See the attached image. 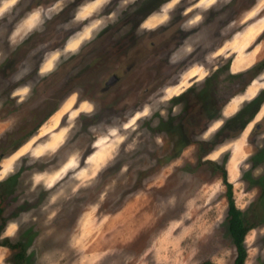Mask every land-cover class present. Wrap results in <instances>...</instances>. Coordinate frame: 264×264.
<instances>
[{
  "label": "rangeland",
  "instance_id": "rangeland-1",
  "mask_svg": "<svg viewBox=\"0 0 264 264\" xmlns=\"http://www.w3.org/2000/svg\"><path fill=\"white\" fill-rule=\"evenodd\" d=\"M74 1L0 0V65L23 57L19 48L35 36L26 68L40 61L36 78L45 80L11 87L13 79L0 77L3 236L32 233L27 264H233L216 162L236 207L255 222L244 264H264V100L240 132L238 122H226L264 95V68L248 72L264 59V0ZM259 22L262 29L234 51L231 44ZM113 24L114 50L129 48L120 67L137 64L148 38L161 48L140 64L155 70L133 67L126 98L116 84L104 96L62 72V62ZM205 81L209 108L196 104ZM184 93L187 107L178 101ZM182 118L189 141L176 151ZM201 141L215 145L201 153ZM11 254L0 246V264H11Z\"/></svg>",
  "mask_w": 264,
  "mask_h": 264
},
{
  "label": "flooded vegetation",
  "instance_id": "flooded-vegetation-1",
  "mask_svg": "<svg viewBox=\"0 0 264 264\" xmlns=\"http://www.w3.org/2000/svg\"><path fill=\"white\" fill-rule=\"evenodd\" d=\"M78 1L79 0H75L73 2V5ZM76 6L78 7L79 5ZM151 12H153V10H151ZM151 12L147 13L148 15L146 14L143 19H138L139 22L137 23V25H135L136 29L147 17L150 16ZM117 29L118 26L114 28L113 24L108 29L99 32L96 36L92 37V39L94 40H88L86 43H84L74 57H68L66 61L62 62V65L60 64L62 66L63 74L65 75V77H67L71 85L74 86L75 84H77L81 87L100 86L98 94L108 96L109 94L114 95V86L116 84L118 89H121L122 87V97L126 98L131 94L130 91L133 92V90L129 88L130 85L128 79L133 74L134 66H137L138 69H142L145 71L155 70L154 67L151 68V63H146L143 66H140L141 61L143 64L145 60H147L153 53L158 52L159 54H161V48H159L158 46H154V41L150 38L142 42L145 46L137 47L136 51L140 52L142 50V52L141 55H137L141 59L139 60L138 58L139 61L137 60L138 62L136 65H132L131 63L130 65L120 67L123 60L128 59L129 57V48L124 44L123 46H121L120 50L118 48L114 50V41H111V39L113 40L114 31H116ZM151 31L147 32L149 36L152 34ZM166 31L167 30L163 31L162 34L165 35L164 32ZM157 33L161 34L160 30H158ZM173 35H175V32L173 33ZM131 36V34H128L125 37L130 38ZM37 38L38 37L33 36L31 40L26 41L19 48L24 51L26 50V53L23 57L12 55V58L10 60H6L2 65H0V77H4L5 79L8 77L11 80L13 79L12 81H10V83L12 84L11 87L13 85H15V87H21L25 85H36V87H39L40 84L45 82L44 79L39 80L38 78H36V74L40 73V61L37 62L35 67H33L31 70H27L26 68V61L28 59L27 57L30 47H33V45H37L39 43V38ZM126 44L129 43L126 42ZM119 51L121 52V61L120 58H118ZM57 65L54 66L53 69H56L55 67H57ZM120 68L121 72L119 71ZM25 70L26 75H22L20 72H23ZM118 71L120 73H118ZM16 75H19L18 78H15L17 77ZM34 81L37 84H34ZM47 81L48 84L51 85L53 80L52 78H50ZM91 91L93 90L91 89L89 92ZM88 94L89 98H91L92 95H90V93H87V95Z\"/></svg>",
  "mask_w": 264,
  "mask_h": 264
},
{
  "label": "trees",
  "instance_id": "trees-1",
  "mask_svg": "<svg viewBox=\"0 0 264 264\" xmlns=\"http://www.w3.org/2000/svg\"><path fill=\"white\" fill-rule=\"evenodd\" d=\"M263 68H264V59L258 62L257 64H255L250 70H248V72L250 71V73H252L251 76H254L256 74H259L263 70ZM207 87H208V82L205 81V83L203 84V86L201 87L200 91L197 94L198 95L197 97L199 98V100L196 104L199 106L202 105L201 108L202 107L209 108V106H205L207 96L211 95V94H208L209 90ZM188 95L189 94L184 93L178 96L179 98L178 101L183 100L184 103L186 104V107L189 106L192 101ZM263 100H264V95L260 93L259 95L254 97L252 100H250L248 103H246V105L241 110L236 112L226 122L227 123L232 122V121L234 123L238 122L239 128L237 131L240 132L245 127L247 122L251 119V117L256 113V110L258 109L260 102ZM248 109H252L251 114L249 118L244 119V112L245 110H248ZM186 115L187 114H185L184 116ZM227 123L223 125L222 129L219 131L220 133L226 132L227 130H229L228 127L226 126ZM179 126H180L179 127L180 131L178 133L177 140L175 142L177 146L175 148L176 151H179L181 147H183L189 141L188 133L184 129V118L181 119ZM199 144H200V147H202L201 153L208 152L215 145L213 141H201L199 142ZM19 145L17 147H19ZM170 157H171L170 155H167L166 159H170ZM214 167L220 170L222 182L226 187V198L228 202L226 221L228 225L229 234L232 237L233 244L236 250V256L233 260V264H244L246 255H247L246 248L244 245L245 235L251 228L255 226V222L254 220L251 221L249 218H247L244 215V213L236 207L235 201L233 198L232 184L228 181L227 172L225 168L222 165L217 164L216 162L214 164ZM260 185H261L260 187H261V191L263 194L264 193V183L261 182ZM2 190H3V186L1 185L0 186V246L7 247L8 249L12 251V254L9 258L10 259L9 261L11 262V264H27L28 263V249L32 243V237H33L32 233L27 232V234L24 236L25 238H19L17 240H12L9 236H3V231L7 223V217L4 215V205H3L4 196H3ZM199 264H213V263L211 261H203Z\"/></svg>",
  "mask_w": 264,
  "mask_h": 264
},
{
  "label": "bare ground",
  "instance_id": "bare-ground-1",
  "mask_svg": "<svg viewBox=\"0 0 264 264\" xmlns=\"http://www.w3.org/2000/svg\"><path fill=\"white\" fill-rule=\"evenodd\" d=\"M262 24L263 23H258L256 24L254 27H248L244 33L241 35V37H239L236 40L235 44H231V47L234 48L235 50H238L240 47H242V45H246L249 43V41L253 38V36L258 33L261 29H262ZM260 54V50L256 52L253 51L247 58V61H250L251 59H256L258 57V55ZM259 60V59H258ZM253 63V62H252ZM250 65V64H249ZM232 105V104H231Z\"/></svg>",
  "mask_w": 264,
  "mask_h": 264
}]
</instances>
